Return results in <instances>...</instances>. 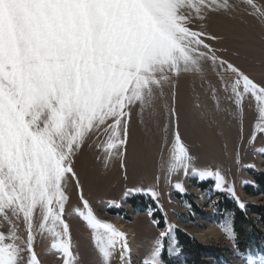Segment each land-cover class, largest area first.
<instances>
[{"label": "snow or ice", "instance_id": "1", "mask_svg": "<svg viewBox=\"0 0 264 264\" xmlns=\"http://www.w3.org/2000/svg\"><path fill=\"white\" fill-rule=\"evenodd\" d=\"M246 4L264 19L255 0ZM232 11L229 0H0V264H42L37 237L50 240L60 264H79L66 219L70 184L100 264H112L117 253L120 264H131L129 234L97 217L84 197L76 157L95 137L105 163L117 158L124 168L133 112L143 119L166 89L172 141L162 145L165 179L172 183L173 176L191 173L214 178L216 189L225 190L221 172L197 167L182 139L175 89L182 74L202 73L210 62L239 116L246 99L255 102L252 140L264 134V81L219 58L207 42L222 37L206 31L203 22ZM174 187L185 192L181 182ZM133 191L159 196L154 186ZM226 191L245 208L234 187ZM164 222L142 264H163L165 239L174 227ZM226 235L235 238L230 227ZM173 250L169 244L170 255Z\"/></svg>", "mask_w": 264, "mask_h": 264}, {"label": "rangeland", "instance_id": "2", "mask_svg": "<svg viewBox=\"0 0 264 264\" xmlns=\"http://www.w3.org/2000/svg\"><path fill=\"white\" fill-rule=\"evenodd\" d=\"M229 3L234 6V11L211 14L203 22L206 31L222 37L218 41L207 42L216 49L219 58L232 62L256 81H264V19L255 14L246 0H229ZM255 3L264 8V0H255ZM198 23H194L193 27H197ZM225 79L229 77L226 75ZM175 91L182 139L196 157L197 167L221 172L227 182L223 186L225 190L216 189L214 178L200 180L191 173L173 176L172 183L165 179V172L160 167L162 145L165 141L170 145L172 141L168 116L171 99L166 89L155 110H147L143 119L137 111L133 112L124 168H121V161L117 158L105 163V155L96 146L98 141L95 137L83 146L76 157L75 168L84 185V197L102 221L118 228L114 220L117 218L129 227L120 230L129 234L131 264H142L152 242L166 228L165 218L174 227L165 239L161 256L163 264H167L164 259L170 264H183L180 251H175L178 248L176 228L200 243L219 247L221 256L218 258L231 264H242V259L235 253L234 240L226 235V228L232 226L230 211L222 209L226 206L223 205V194L238 205L237 200L226 191L228 187H234L239 202L264 207V189L255 179V175H264V151H259L264 149V134L257 133L252 140L257 122L255 102L249 103L246 99L243 116H239L228 93L223 91L218 71L210 62L204 64L202 73L182 74ZM163 154L167 158V148L163 149ZM157 176L160 177L159 182ZM176 182L183 184L185 192L175 189ZM199 183H204V188ZM150 186H154L159 193L155 200L140 192H128L129 189ZM68 191L70 203L66 207V219L79 264H100L90 230L76 213L77 208H83L79 194L73 184L69 185ZM130 199L134 201L130 202ZM111 202L119 206H111ZM149 209L153 212L151 217ZM250 216L257 218L253 213ZM153 220L159 224L153 223ZM258 226L264 232V227ZM169 244L174 249L171 255ZM35 250L42 264H60L57 254L50 250L49 239L37 237ZM246 252L256 264L264 262V248L253 247ZM215 260L211 264H221L219 259ZM112 264H120L118 253Z\"/></svg>", "mask_w": 264, "mask_h": 264}, {"label": "trees", "instance_id": "3", "mask_svg": "<svg viewBox=\"0 0 264 264\" xmlns=\"http://www.w3.org/2000/svg\"><path fill=\"white\" fill-rule=\"evenodd\" d=\"M256 181L264 189V175H255ZM204 188V183L198 184ZM223 194V193H222ZM222 209L226 208L231 213V226L235 234L234 244L238 252L244 253L255 247L264 248V232L261 231L258 224L264 227V207L253 203H246L245 208L241 209L233 201L227 198L225 194ZM135 199V198H134ZM134 199H130L133 202ZM250 213L256 214L257 218H252ZM175 239L180 255L183 258V264H206L205 258L215 259L221 256L219 247L209 244H203L193 239L186 232L176 228ZM167 264L169 260L164 259ZM175 264V263H174Z\"/></svg>", "mask_w": 264, "mask_h": 264}, {"label": "built area", "instance_id": "4", "mask_svg": "<svg viewBox=\"0 0 264 264\" xmlns=\"http://www.w3.org/2000/svg\"><path fill=\"white\" fill-rule=\"evenodd\" d=\"M235 253L240 259L243 258V254L242 253H237L236 251H235ZM205 261H206V264H211L213 261H216V260L214 258L208 257V258H205ZM242 261H243V259H242ZM218 262H220L221 264H229L230 263V261H222V260H218ZM242 264H245L244 261H243Z\"/></svg>", "mask_w": 264, "mask_h": 264}, {"label": "bare ground", "instance_id": "5", "mask_svg": "<svg viewBox=\"0 0 264 264\" xmlns=\"http://www.w3.org/2000/svg\"><path fill=\"white\" fill-rule=\"evenodd\" d=\"M253 199H255V197H254ZM114 220L116 221V224H117V226H118L119 229H124V230H125V229H126V230L129 229L128 226L125 227L126 225L124 226V224L121 223L117 218H116V219L114 218Z\"/></svg>", "mask_w": 264, "mask_h": 264}]
</instances>
